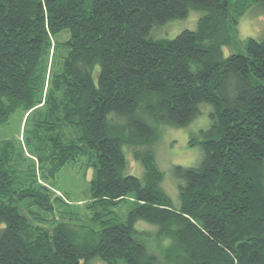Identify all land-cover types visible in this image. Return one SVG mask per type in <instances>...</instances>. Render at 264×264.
I'll list each match as a JSON object with an SVG mask.
<instances>
[{
    "label": "trees",
    "instance_id": "trees-1",
    "mask_svg": "<svg viewBox=\"0 0 264 264\" xmlns=\"http://www.w3.org/2000/svg\"><path fill=\"white\" fill-rule=\"evenodd\" d=\"M253 3L264 17V0ZM88 4L0 0V125L22 113L39 158L25 166L22 144H0V264H159L135 236L139 222L168 240V264H264V85L252 79L264 81V39L224 56L238 23L231 0ZM192 11L203 14L196 31L151 37ZM201 104L212 126L191 141L200 163L174 168L175 209L152 153L137 157L141 179L127 173L125 149L153 145L158 125L188 126ZM84 158L101 231L81 235L56 218L68 200L48 181ZM128 198L125 222L109 217Z\"/></svg>",
    "mask_w": 264,
    "mask_h": 264
},
{
    "label": "rangeland",
    "instance_id": "rangeland-1",
    "mask_svg": "<svg viewBox=\"0 0 264 264\" xmlns=\"http://www.w3.org/2000/svg\"><path fill=\"white\" fill-rule=\"evenodd\" d=\"M88 2L89 0H85L86 7L89 6ZM242 8L245 11L239 14L238 11L240 12ZM230 10L231 16L237 18L238 23L236 25V31L233 33L235 45L223 49L225 57L231 54H246V41L249 38L264 39V17L259 11L260 8L253 3V0H231ZM202 15L201 12L192 11L186 19L174 20L164 26L155 27L152 30L151 37L170 40L174 39L184 30L196 31ZM67 38L68 36L66 34L61 36L62 41ZM252 79L254 83H262L264 85V81H260L255 77ZM199 108L200 114L188 126L177 128L171 125H158L157 131L159 138L153 145L150 147L131 146L125 149L128 161L127 173L141 179L144 178L146 169L144 163L138 160L137 157H143L142 154L148 152L152 153L157 167L164 175L160 183L161 187L172 199L175 209L181 207L182 200L179 189L181 183L174 176V168L179 165L192 167L200 163L202 150L200 146H191V141L193 139L201 140L203 138L202 131H207L212 126L210 113L213 108L208 104H201ZM41 135L43 137V134ZM24 139V120L22 113L13 114L8 123L0 125V144L5 140H12L19 146L22 144L24 154L28 158L24 162V165H32L33 161L36 164L39 158L37 154L31 152L24 144ZM86 160L87 158H84L67 165L57 175L55 180L48 181L49 186L56 191L57 194L55 193V195L64 196L68 200L67 204L61 205L60 208L56 205V218L60 221L64 218L63 221H67L68 227L76 230L81 235L85 234L86 231H101V227L92 221V212L88 210V203L91 201L90 183L93 178V169H86ZM25 168L28 170L27 167ZM19 169L23 171L24 168L20 166ZM22 176H24V171L21 172L20 178ZM39 182L45 185L43 180H39ZM133 207V200L128 198L112 208V213L109 217H113L119 222H125L128 212ZM159 231L158 226L146 222H139L136 225L135 236L139 241L145 243L148 255H155L159 264H168V260L164 255L168 240L162 238L159 235ZM92 264L104 263L94 260Z\"/></svg>",
    "mask_w": 264,
    "mask_h": 264
}]
</instances>
